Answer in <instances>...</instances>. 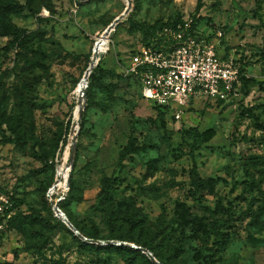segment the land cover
I'll list each match as a JSON object with an SVG mask.
<instances>
[{"label": "rangeland", "instance_id": "rangeland-1", "mask_svg": "<svg viewBox=\"0 0 264 264\" xmlns=\"http://www.w3.org/2000/svg\"><path fill=\"white\" fill-rule=\"evenodd\" d=\"M131 1L130 13L98 56L103 70L123 74L142 46L155 44L153 31L143 34L133 23L156 28L157 36L163 28L180 24L219 43V51L235 59L246 79L257 84L241 83L232 102L199 104L178 122L161 115L137 81L102 76L101 83L113 89L92 90L71 168L72 138L78 133L77 88L93 63L97 40L125 12L128 0H16L18 13L0 14V115L8 135L17 125L30 140L25 151L0 142V191L23 201L18 215L29 217L36 210L54 220L48 207L65 199L70 186L66 181L67 190L57 187L50 197L45 189L56 183L61 167L68 169L75 189L65 201L66 210L87 241L66 225L33 238L9 228L0 242V264H145L141 257L106 248L136 250L129 246L134 243L107 240L112 233L105 209L111 206L141 209L148 219L147 237L165 227L156 245L168 256L182 248L173 264H203L215 241L212 224L224 219L215 213L218 203L238 215L264 209V0ZM200 17L205 20L194 27ZM5 25L36 38L20 49L13 35L2 36ZM182 127L214 129L216 136L191 154L193 138ZM128 147L139 151L121 162ZM44 158L56 169L47 167ZM194 165L206 180L195 198ZM105 178L112 190L102 208L99 195ZM45 194L50 205L43 200ZM95 227L101 240L89 238ZM227 232L229 244L215 264H264V215L235 221Z\"/></svg>", "mask_w": 264, "mask_h": 264}, {"label": "trees", "instance_id": "trees-1", "mask_svg": "<svg viewBox=\"0 0 264 264\" xmlns=\"http://www.w3.org/2000/svg\"><path fill=\"white\" fill-rule=\"evenodd\" d=\"M29 3L31 4L32 0H29ZM15 6H17L16 0H0V14L7 17L11 14L18 13L19 10H17ZM200 7L201 5L199 4L198 8ZM204 20L205 19L202 17L195 19L194 27L199 26ZM168 24H171V23H166L163 26H166ZM132 25L135 29H137L143 34H149L150 32L153 31V33H155L156 35V30H155L156 28H146L137 23H133ZM3 27L5 29H2V30H5V31H1L2 36H8V35L12 36L13 35L14 42L20 49L26 48L28 43L36 38V34L26 35L25 33H21L18 30L14 31L13 28L10 27L9 25H5ZM9 29L13 31L10 32ZM155 35H154L155 38L153 41L155 42V44L147 43L146 45L159 46V44L162 42V39L159 36L157 35L155 36ZM41 67H42V70L45 71V73L48 72L46 66L42 65ZM107 75L115 77L116 79L121 80V81H130V80L137 81L134 77H125L124 74L117 75L114 72L105 71L102 68H100L98 65L94 69L92 74L90 75L89 81H88V88H87L88 105H87V108L85 109L84 117L82 120V125H83L82 130L84 129V124H85L84 118L86 116L88 107L90 105L92 90H94L95 88H104L106 91L111 92V90L113 89L112 84L107 85L105 83H101V80H100L101 77L107 76ZM137 83L139 82L137 81ZM241 83H243L244 85L257 84L254 79H246V77L244 76L243 70H241ZM218 104H224V103H218ZM154 108H156L160 112V114L163 115L164 117H169L166 111H163L159 107H154ZM172 120H175V119H172ZM256 122L258 124L257 120ZM5 124H6V121L4 120L3 115H0V136H1L0 142L6 145H14L16 149L20 151H25L28 147L30 139L26 136V134H24L22 131L19 130V127L17 125H13V127L10 128L11 135H8L7 130L4 128ZM182 132H185L186 134H188L189 136L193 138V146L191 149V154H194V152L200 147L201 144L209 143L216 136V131L214 129H207L203 132H200L196 128L182 127ZM135 151H139V149L133 148V147L125 148L121 153L120 161L121 162L124 161L131 154V152H135ZM44 160L46 161L47 167H49L52 170L56 169V164L54 162H50L49 164V160L47 158H44ZM89 166H90V163H88L84 169L88 170ZM192 173L194 177V180L192 183L194 190L192 194H193V197L195 198L197 196L196 190L202 187L206 183V180L200 176L196 165H194ZM109 181L110 180L108 178L104 179L103 188L99 195L100 205L102 208H105L103 206H106V200L111 194L112 187L109 184ZM51 188H52V185H49L45 189V191L48 193V191ZM74 189H75L74 180L71 179L70 191L67 197H69V194L72 193ZM67 197L62 201V203H60V209L67 215L72 225L75 226L82 235L86 236L84 231L75 223L74 220H72L71 215L66 210L67 208H66L65 201L67 200ZM43 200L45 203L47 204L49 203L46 194L44 195ZM13 201H14V206L18 211V206L23 201L15 199L14 197H13ZM93 208H96V207H92V209ZM105 211H106V216H107L106 222L112 233V236L107 240L134 243L138 247L147 249L155 257V259L161 264H173V258L174 257L177 258L179 254L181 253L182 248L178 247L172 253V256H168V254L164 253L163 251L164 249H160L157 247L156 242L159 240L161 235L165 234L166 232L165 227H161L160 231H158L157 234L152 235V237H147L146 234H150L149 229L147 227L148 219H147V216L143 214L141 209L137 207H133L132 209L120 211L115 206H111L109 208H106ZM48 212H50V217L51 216L54 217V220L50 219L47 216L39 215L36 212V210H33V214L29 217L18 215V213H16V215L10 221L9 228H13V229L17 228L23 234H26L27 236L33 238L34 236H37L38 234H40L41 231L54 232L59 228V226L65 227V224L59 218L55 216V213L53 212L51 205L48 207ZM215 213L222 214L224 216V219L216 220L212 224L211 229H212V234L215 237V241L212 244V246L208 248L207 255L203 257V264H215L216 258L220 250L228 246L229 241H230V235L228 234L227 231H229L232 228L233 222L242 221L246 217H249L253 220H258L261 218L262 215H264V209H261L256 213L253 211H246L238 215L234 213L232 209L225 208L221 203H218L215 209ZM120 219L122 222H119ZM123 224L127 225L126 230L122 229ZM116 231L125 232L124 233L125 235H120V234L115 235ZM74 238L77 241H80V239H78L77 237H74ZM89 238L95 239V240H101L100 233L97 227H95L93 231L90 233ZM93 246L96 249L102 248V247H98L95 245ZM106 248L111 251L127 252L135 257H141L142 260L145 261V264H154L146 255L142 254L138 250H133V249H129L127 247H122V246H107Z\"/></svg>", "mask_w": 264, "mask_h": 264}, {"label": "built area", "instance_id": "built-area-1", "mask_svg": "<svg viewBox=\"0 0 264 264\" xmlns=\"http://www.w3.org/2000/svg\"><path fill=\"white\" fill-rule=\"evenodd\" d=\"M222 36L219 31L218 39ZM159 37V46H142L123 68L125 77L146 90L153 107L179 122L199 104H225L239 96L241 68L219 51V43L190 25L165 27ZM16 213L12 195L0 191V242Z\"/></svg>", "mask_w": 264, "mask_h": 264}, {"label": "water", "instance_id": "water-1", "mask_svg": "<svg viewBox=\"0 0 264 264\" xmlns=\"http://www.w3.org/2000/svg\"><path fill=\"white\" fill-rule=\"evenodd\" d=\"M81 1H87V0H81ZM131 6H132V1L128 0V8L125 10V12L119 17L117 18L104 32V36L106 38H109L110 34L112 33V31L117 27V25L123 20L125 19L128 14L131 11ZM97 47V43L95 44V48ZM99 63V57L97 55H94L93 57V63L91 64V66L88 68L82 82H85V88L81 91L80 95H79V106H78V110H79V117L77 118V123H78V133L75 134V136L72 138L73 142V148H72V156H71V168H73V165L75 163V158H76V151H77V141H78V136L80 133V129H81V124H82V117H83V113H84V105H85V100H86V89L88 87V80L89 77L93 71V69L98 65ZM71 177H72V173L70 171L68 179H67V184L70 186V182H71ZM58 180L56 181V183L53 185V187L50 189L49 195L48 197H50L51 191L54 190L56 188ZM64 200V198L59 199L56 203H54L52 205V209L53 212L55 213L56 217L59 218L74 234L75 236H77L80 239H84L85 241H87L86 238H84L82 236V234L77 230L76 227H74L72 225V223L69 221L67 215L60 209V203ZM112 244H115L114 242H110ZM119 245H129L126 243H119ZM130 247L144 253L145 255L148 256V258L154 263V264H161L160 262H158L155 257L147 250L144 249L142 247H138L136 245H129Z\"/></svg>", "mask_w": 264, "mask_h": 264}, {"label": "bare ground", "instance_id": "bare-ground-1", "mask_svg": "<svg viewBox=\"0 0 264 264\" xmlns=\"http://www.w3.org/2000/svg\"><path fill=\"white\" fill-rule=\"evenodd\" d=\"M107 41H108V38H106L104 36V34L97 40V47L95 48V55L99 56L101 53H104L105 50H106V46H107ZM85 88V82H81L77 88V93H81V91ZM77 114H79V110H77ZM68 176H69V170L64 168V167H61L58 171V182H57V185H56V188L57 187H65V191L67 190V187H66V181L68 179ZM65 182V183H63ZM64 184V185H63ZM56 188L54 190L51 191V196L55 195L56 193ZM64 191V192H65Z\"/></svg>", "mask_w": 264, "mask_h": 264}]
</instances>
